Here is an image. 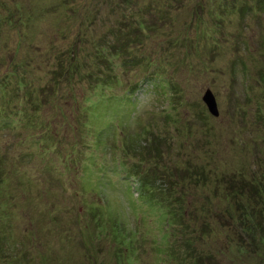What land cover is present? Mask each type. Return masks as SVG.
Here are the masks:
<instances>
[{"label": "trees", "instance_id": "1", "mask_svg": "<svg viewBox=\"0 0 264 264\" xmlns=\"http://www.w3.org/2000/svg\"><path fill=\"white\" fill-rule=\"evenodd\" d=\"M49 1L0 0V20L19 24L23 13L30 14L27 8L34 9L37 6L40 8L37 10L39 13L50 18L49 27H53L48 41L58 34L67 41L63 48L52 47L44 51L35 41L28 51L23 52L22 48L19 54L13 50L3 51L0 55V141L13 132L14 141L11 144L15 146L13 149L16 153L19 147L34 144L40 154L20 152L19 163H29L31 157L37 164V170H43L37 175L39 180L52 177L55 171L60 175L55 176V180L64 186V182L67 183L70 176L75 175L77 195L81 193L86 196L93 192L101 196L107 192L110 196L118 197L114 198L116 204L110 207L104 196L92 200L90 212L98 226V231L93 233L82 214L73 217L70 208L61 210L60 204L51 200L50 192L49 200H41L43 192H40L39 198L29 193L25 184L34 186V180H27L21 168L10 164L7 151L12 149L4 152L1 147L0 188L6 189L0 197V264H55L38 257L36 250L44 245L39 235L43 225L39 222L40 217L45 222L50 221L53 228L64 231L73 239L64 230L66 219L63 211L73 218L72 230L80 237L75 242L78 247L76 251L85 254H75L80 264H155L153 257L159 258L161 254L168 258L174 255L180 258L181 248H178L179 253L175 248L173 254L169 247L166 249L162 242L157 243L155 236L147 233V230H153L148 228L149 222L153 221L155 225V221L165 220L164 216L151 215L148 223L140 225H137L133 213L131 220L124 219V191L130 189L134 192L133 200L135 195L143 200H138L139 207L143 209L141 221L148 214L144 208L160 206L170 214L169 205L177 203L176 218L181 220L186 231H192V227L199 223L207 227L208 222L217 218L227 222L223 219L226 218L223 212H228L227 209L220 214L219 209L214 210L215 206H212V203L216 204L215 200H222L225 194L229 193L231 199H244L246 182L240 181L239 173L235 179L232 177L234 174L229 175L231 172L224 171L228 168L223 167L227 158L217 160L216 147L221 155L222 137H228L230 132L237 134L235 124L249 131L264 128V113L262 106L256 104L259 94L255 93L256 86L264 88L261 82L264 80V70L258 73V79L252 76L241 54L245 51L249 59L252 54L264 53V0H56L47 4ZM37 19L41 20L42 17ZM22 20L27 23L29 16H22ZM60 22L62 24L56 26ZM0 28L5 29L6 26ZM9 30L13 29L9 27ZM13 31H16L15 27ZM207 40L205 45H200ZM0 41L3 42L1 37ZM193 48L198 57L204 58V66L188 62L194 76L209 77L217 85L218 81L220 84L225 81L227 91L224 95L225 98L229 96L230 102L226 105V99L221 103L219 117L212 116L199 100L193 105L194 110L183 108L182 94L186 89L181 90L184 87L182 82L176 83L179 76L175 72L193 57ZM221 51L225 52L221 54ZM227 51H231L234 57L231 58ZM49 55L55 56L53 60L48 59ZM48 62L52 63L46 68ZM188 64L185 66L188 67ZM46 69L51 70L47 72ZM160 70L163 71L160 76H170L168 81L160 82V87L155 85V93L161 92L167 98L164 121L160 123L153 120L143 126L140 133H132L136 131L124 128L122 122L129 112L134 116L130 122L138 121L136 112L140 113V110L131 101V95L139 88L136 80L141 76L149 79ZM240 71L246 80V88L237 94L233 88L236 73ZM42 72L41 77L39 74ZM132 76L135 82L132 88L123 89L124 94L118 93L122 100L126 98L121 107H125L128 112H119L116 126L121 129V133L113 145L119 157L121 152L123 154L119 166L124 168L126 174L121 175L120 181H114L111 177L117 178L119 175L112 170L111 175L106 174L104 177L106 183L98 176L91 189L80 188L87 169V159L80 148L82 132L87 128V123L84 125L77 117V113L84 112L77 99L87 90L82 84L90 87H107L104 84L124 87L130 84ZM30 77L37 83H32ZM183 81L185 83V79ZM212 89L220 90L217 87ZM167 90L170 91L169 95H166ZM176 97L180 106L177 111L172 104ZM115 99L117 102L122 101ZM261 100L264 104V96ZM228 106L229 116L236 123L224 127ZM14 117L20 119L18 123L12 121ZM108 128L112 138L116 136L117 128L113 124ZM173 128L178 131L186 128L187 132H183L187 135L185 142L174 140L169 134ZM194 139L204 142L201 150L204 156L202 168L191 163L194 151L187 144L193 146ZM247 143L248 140L242 142L244 149ZM139 150L142 152L137 158L143 157L144 163L135 158ZM60 166L64 168L63 173L58 171ZM66 176L69 180L65 179ZM240 176L246 178L243 171ZM119 184L124 186L120 187ZM209 186L215 187V190H209ZM198 190L205 194L202 210L196 206L198 202L194 206L187 205L188 193ZM16 199L23 202L18 203ZM189 218L192 227L188 225ZM81 228H84L83 232ZM201 232L202 236L212 233L204 227H201ZM26 241L31 242L30 247ZM178 243L187 245V255H197V264H210V256L198 254L191 239L174 242L175 245ZM67 249V253L71 251L69 247Z\"/></svg>", "mask_w": 264, "mask_h": 264}, {"label": "rangeland", "instance_id": "2", "mask_svg": "<svg viewBox=\"0 0 264 264\" xmlns=\"http://www.w3.org/2000/svg\"><path fill=\"white\" fill-rule=\"evenodd\" d=\"M54 1L56 0H50L47 4H52ZM33 3L36 4L35 1H33ZM38 3L39 2H37V4ZM38 9L40 8L37 6L34 9L31 7L27 8V11L30 12V14H27L29 16L27 23L22 20V16H27L24 13L22 14V11H20V15H22L19 20V24H17L15 21L8 24L7 22L0 20V27L6 26L5 29L0 28V37L3 39V42L0 41V55L3 53V51L7 52L13 50H16L19 54L22 48L23 52L28 51V47L33 45L35 41H37L38 47L44 48L42 51L45 49L51 50L52 47L60 49L67 45V41L64 38L62 39L59 34L52 38L50 42L48 41L49 38H51L49 34L52 33L53 27H49L51 23L49 20L50 18L44 16L42 13H39L37 11ZM35 11L37 15L35 14ZM41 17V20L37 19ZM61 24V22L56 23V26ZM9 27L13 30L15 27L16 31H10ZM53 35H55L54 32ZM194 39L196 40V38ZM208 41L209 40L204 41L200 45H205ZM46 44L48 45L46 46ZM192 50L193 57H190L188 60H186L185 64L181 65L183 67H180L179 70L175 72V75L179 76V80H177L176 83L182 82L184 87L181 90L184 91L186 89L182 94V99L184 102L183 108L186 110H194L195 108L193 105L198 103V100L199 102H202L203 107L206 108L202 97L209 88L213 91L219 108L221 107V103H223V101L226 99L228 102L225 104H229V96L227 95L225 98L224 95L225 91H227L226 84H224L225 81L221 84L218 81L217 85L209 77L194 76L193 72L189 69V61H192L193 64L195 63L197 65L204 66V58L198 57L199 55H197L198 53L195 52V48ZM222 52L225 51H221V54ZM227 54L231 56V58L234 57L231 51H227ZM241 54L243 55V60L248 65V71L250 73L252 72V76H255L258 79V73L264 70V53L262 55L252 54V56L250 55L251 57L249 59L247 58V53H245V51H242ZM54 57V55H49L48 59L53 60ZM37 60L38 59H35V61ZM40 62L44 63L43 60H40ZM50 63L52 62H48L45 67L49 68ZM186 64H188V67L185 66ZM229 65H231V63H229ZM50 70L51 69H46L47 72H50ZM171 70L174 71L172 67ZM116 71L120 72L119 69H116ZM162 72V70L155 72V76L150 77L149 79H147L145 76H141L136 80L139 88L134 92L133 95H131V101L135 103L137 110H140V113L136 112V114H138V121L134 120L130 122V119H133L134 116H131V113L129 112V116H127L122 122L124 123V128H132L134 131H136L132 133H140L142 127L148 125L153 120L160 123L164 121L165 117L163 111H167V98H165V95H163L161 92L158 94L155 93V85L160 87V82H165L170 79L169 75L166 77L160 76L159 74H163ZM131 74H133V72ZM39 75L42 77L43 72ZM51 76L52 74L49 76V78H51ZM31 77L30 81L35 83L36 80H32ZM181 77L183 79H181ZM131 79L132 80L130 84L124 87L106 84H104V86L107 87H97V85L90 87L89 85L87 86V84H82V86L87 90L85 91L84 95L78 97L77 99L78 102H81L84 112L82 114L77 113V117L83 122L84 125L87 123V128L82 132L83 138L81 137L80 140L81 151L87 159L85 162L87 169L84 180L80 183V188L88 187L91 189L98 176L103 183H106L107 179L104 177L106 174L111 175L110 171L112 170H115L116 174L119 175L117 178L111 177L114 181H116V179L120 181L121 175L126 174L124 168L119 166L120 159L123 158V154L121 152L120 158L117 155V152H115L116 150L113 148V145L116 143V141H118L117 136L120 137L121 133V129L117 127L118 125L116 126V123L119 120V112H128L125 107H121L124 105L126 98L122 100V97H120L118 93L124 94L123 89L128 87L132 88L135 82L133 80V76ZM184 79L185 83L183 81ZM261 82H263L264 85V80ZM212 87H217L220 90H213ZM242 88H246V80L244 79L243 73L240 71L239 73H236L233 91L239 94ZM20 89L24 90L23 87ZM158 89L159 88H157V90ZM255 91L256 94H259V101H257L256 104L258 106H262V112L264 113V104L261 100V97L264 96V88L261 89L256 86ZM169 94L170 91L167 90L166 95ZM115 98L122 101L117 102L115 101ZM172 104L176 111L180 109L177 97L173 99ZM229 107L230 106H228L226 109L227 119L224 123V127H226V124L236 123L229 116ZM12 119L14 123H18L20 120L18 117H14ZM112 124L117 128L116 136L113 138L112 133L108 131V127ZM186 128H184L182 131H178L177 129L173 128L170 130L169 134H171L174 140L178 143L185 142L187 135L183 134V132L184 130L187 132ZM235 128H237V134L230 132L228 137H222L223 146L221 155L219 154V150L216 147L217 160H225L223 157L227 158V162L225 161L223 163V167L228 166V168L224 171L231 172L229 175L234 174L232 177H235L236 174L239 173L237 175L239 176L240 181L246 182L247 184V187L245 186L246 198L244 197V199L242 198L237 200L235 197H232L231 199L229 198V193H227L228 197H226L227 194H225L224 197L219 196L223 198L222 200L217 199V202L215 200V203L218 205L212 203V206H215L214 210L216 208L219 209L220 214L224 209H227L228 212H223V215L226 217L223 219H226L227 222L224 223L222 218H217V220L214 219L208 222L207 227L201 226L202 223H199L198 225L193 226L196 228L193 230L190 221L191 218H189L188 225L192 227V231H186L182 227L183 225L181 220L176 218V211L179 205L175 202H172L169 205L170 214L169 211L166 212L165 210H162L160 206H157L154 209L144 208V211L148 212V218L143 216L141 221L143 209L139 207L140 205H138V200H141L138 198L139 195H135L133 200L134 192H132L130 189L124 191L123 201L126 204L125 209L123 210L124 219L131 220L133 213L134 217L136 218L137 225H140L141 223H148L151 220V215L152 217L164 216L165 220H160V222L157 220L158 222L155 221V225L152 224L153 221L149 222L148 228H152L153 230L152 232L147 230V233L150 236H155L157 243L160 244V242H162L166 249L169 247L173 254L175 253V248L178 250L177 253L180 252L178 248H181L182 250L180 252V258L174 257L175 255L172 256V258H168L164 254H161L162 256H159V258L153 257L155 258L153 259L155 264H197L195 258L197 255L194 253L192 257L187 255L188 253L185 248L187 245H185V243H178L177 245L174 244V242H178L180 239L183 241L186 238L192 240V244L195 246L194 250L197 251L198 254L201 255L206 253L210 256V264H264V128H261V130L258 131L251 129V132L249 130H243L240 124H235ZM224 131L226 132V130ZM4 134L7 135L6 133ZM13 136V132H10L5 137V140H1L0 148L3 147L4 152L7 151V149H12L7 151L9 153L10 164L21 168L27 180L31 178L34 180V186L28 183L25 184L28 192H32L37 196V198H39L40 192L41 194L43 192V195H41V200H49L50 192L52 194L51 200L59 203V208L61 210H67L70 208L73 217L78 214H82V216L88 222L91 232H97L98 226L96 220L93 218L90 212V205H93L92 200L103 198L104 196V198L107 200L106 203L110 207L111 205L114 206L116 204L117 200L114 198L118 196H110L107 194V192H103V195L101 196H96L93 192L88 193L86 196L81 193L77 195L75 192L77 187L75 175L70 176V180L69 177L66 176L65 179L69 181L67 183L64 182V186L59 185L55 180V176L60 177V175L55 171L54 173L56 174L52 173V177L39 180L37 175L39 171L43 170H37V164L31 157L29 159H31L33 162L28 160L29 163L20 164L19 161L21 159L20 152L33 151L34 153H37V155L40 154V152L37 151L34 144H31V146L26 145L19 147V150H17L16 153L13 149L15 146L11 144L14 141ZM79 136H81V133ZM233 140H235V142H233ZM244 140H248L246 149H244V145L242 144ZM152 145L154 146L155 142H153ZM187 145L194 151L191 163L198 164L202 168L204 165V156L201 150L203 148L204 142L200 139H194L193 146L190 145V143ZM141 152L142 150H139L135 158L140 163H144L145 159L143 157L140 159L137 158ZM122 161L125 163L124 160ZM36 162L38 163L39 160H36ZM63 170L64 168L60 166L58 171L59 173H63ZM241 170L243 171V174L246 178H242L240 176V173L242 172ZM1 178L2 175L0 174V181ZM235 179L237 178L235 177ZM1 185L2 184H0V187ZM119 186L122 187L124 185L119 184ZM5 189L6 188L0 190V197H2V192L5 191ZM209 190H215V187L209 186ZM204 198L205 194L202 193L201 190L194 191L193 193L189 192L187 205L194 206V203L198 202L196 206L201 209ZM16 200L18 203L23 202L21 199ZM132 200L134 201V205H132ZM205 204L208 203L205 202ZM117 207L119 208L120 206ZM62 214L65 215L66 219V226L64 227V230L68 231L71 234V237L73 236L74 238L72 239L68 237L62 230L58 231L56 228H53L50 221L45 222L44 219L40 217L41 222H39V224L41 223V226L43 225V227L42 232H39V235L44 245L37 248L36 251L38 257H42L43 259L47 260V262H53L55 264H57V262L80 264L75 258V254H81L83 256L85 255L83 251H76L78 247L75 242L78 240L77 238L80 237L72 230L73 218L70 216V214H65V211H63ZM201 227H204V229H206L208 232L211 231L212 233L202 236ZM81 231L83 232L84 228H81ZM180 232L183 234L181 237ZM176 234H178L177 238H174V235ZM26 244L28 247H30L31 242L26 241ZM67 247H69L71 250L68 253Z\"/></svg>", "mask_w": 264, "mask_h": 264}, {"label": "water", "instance_id": "3", "mask_svg": "<svg viewBox=\"0 0 264 264\" xmlns=\"http://www.w3.org/2000/svg\"><path fill=\"white\" fill-rule=\"evenodd\" d=\"M204 104L206 105L209 113L214 117H219V107L217 99L211 89H207L202 97Z\"/></svg>", "mask_w": 264, "mask_h": 264}]
</instances>
